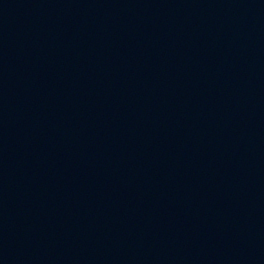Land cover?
Wrapping results in <instances>:
<instances>
[{"label": "water", "instance_id": "obj_1", "mask_svg": "<svg viewBox=\"0 0 264 264\" xmlns=\"http://www.w3.org/2000/svg\"><path fill=\"white\" fill-rule=\"evenodd\" d=\"M0 264H264V0H0Z\"/></svg>", "mask_w": 264, "mask_h": 264}]
</instances>
